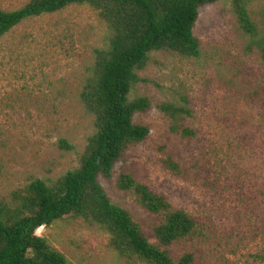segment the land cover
<instances>
[{
  "label": "rangeland",
  "instance_id": "374dc122",
  "mask_svg": "<svg viewBox=\"0 0 264 264\" xmlns=\"http://www.w3.org/2000/svg\"><path fill=\"white\" fill-rule=\"evenodd\" d=\"M27 1L0 0V8ZM243 1L254 32L240 27L234 0H220L199 8L198 57L149 54L129 95L149 99L133 118L149 134L122 153L110 178H98L150 243L160 217L117 187L121 174L195 220L194 234L166 247L175 262L190 253L191 264H264V0ZM109 36L96 11L71 5L0 39V203L34 179L52 182L78 167L95 132L79 94ZM35 233L70 264H125L91 221L66 216Z\"/></svg>",
  "mask_w": 264,
  "mask_h": 264
},
{
  "label": "trees",
  "instance_id": "16d2710c",
  "mask_svg": "<svg viewBox=\"0 0 264 264\" xmlns=\"http://www.w3.org/2000/svg\"><path fill=\"white\" fill-rule=\"evenodd\" d=\"M218 1L28 0L16 9L0 8V39L28 19L71 5L89 6L110 30L108 48L95 49L93 66L79 94L93 116L95 132L87 139L77 168L52 182L34 179L15 191L11 202L0 203V264H70L46 238L35 233L66 216L91 221L103 229L109 235V246L125 264L192 263V254L175 262L166 249L194 234L196 222L189 214L174 208L165 197L129 174H121L117 187L134 191L140 205L160 217L153 229L157 244L150 243L130 213L109 200L98 178H110L122 153L149 134L147 126L133 121L135 114L149 108V99L129 97L139 81L137 72L145 67L149 54L163 50L198 57L200 44L193 30L199 8ZM234 10L240 27L247 33L254 32L245 2L234 0Z\"/></svg>",
  "mask_w": 264,
  "mask_h": 264
}]
</instances>
